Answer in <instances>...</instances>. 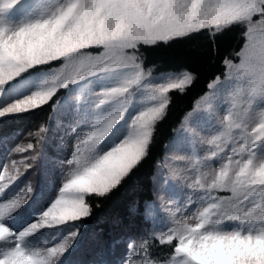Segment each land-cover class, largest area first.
I'll use <instances>...</instances> for the list:
<instances>
[{
	"label": "snow or ice",
	"instance_id": "6c2138e0",
	"mask_svg": "<svg viewBox=\"0 0 264 264\" xmlns=\"http://www.w3.org/2000/svg\"><path fill=\"white\" fill-rule=\"evenodd\" d=\"M234 29L242 43L224 56L223 79L208 83L154 161L141 213L151 227L127 238L118 261L101 252L92 264H264V0H0V129L47 105L74 137L46 198L30 181L14 185L42 158L50 126L29 133L37 144L6 150L34 154L0 167V264H69L93 238L79 223L93 215L92 198L134 176L170 94L198 80L184 67L159 71L146 53L214 44Z\"/></svg>",
	"mask_w": 264,
	"mask_h": 264
},
{
	"label": "trees",
	"instance_id": "16d2710c",
	"mask_svg": "<svg viewBox=\"0 0 264 264\" xmlns=\"http://www.w3.org/2000/svg\"><path fill=\"white\" fill-rule=\"evenodd\" d=\"M241 43L239 30L234 29L219 35L214 44L202 37L172 49L146 53L148 63L157 65L159 71H175L184 67L194 72L198 80L187 94L182 96L174 92L170 94L173 101L166 120L158 125L152 155L135 172L134 176L110 196L101 200L92 198L93 215L79 223L85 236L92 234L93 238L81 241L77 250L69 256V264H92L94 260L100 258L99 253L101 252L104 253V259L112 262L118 261L126 253L127 238L130 235L134 236L143 228L151 227V224L144 223L141 213H143L145 202H151L153 199L154 161L162 155L165 145H169L174 139L182 118L192 109L197 98L208 91V83L215 76L223 77L225 69L222 60L224 56L238 51ZM234 61L238 62V59L234 58ZM37 112L39 115L27 117L21 122L15 121L20 123L19 125L17 123L14 125V122L7 124L5 129H0V137L11 136L14 132L19 133L15 137L25 136L31 130V126L35 128L40 124H46L52 109L45 105L43 111L37 110ZM9 140L5 143L3 139H0L2 153L9 149ZM40 166L43 165L37 162L35 167L25 172L14 186L18 189L25 181H30L34 194L39 187V192L46 196L48 194L47 181L42 179V173L36 172ZM96 203L100 204L99 208L95 207ZM136 209L139 211H134ZM113 241H119V244L115 248H110Z\"/></svg>",
	"mask_w": 264,
	"mask_h": 264
},
{
	"label": "rangeland",
	"instance_id": "374dc122",
	"mask_svg": "<svg viewBox=\"0 0 264 264\" xmlns=\"http://www.w3.org/2000/svg\"><path fill=\"white\" fill-rule=\"evenodd\" d=\"M174 71V70H172ZM167 72V71H165ZM223 79V77H221ZM80 101L76 98L73 99V104H79ZM51 116H53V119L51 121L46 122V124H40L39 126L33 128L31 126V130L29 131V133H35L37 131V129H39L41 127V125H44L45 127H49L51 128V131L48 132L46 135L48 137L47 142L46 143H40L37 145L38 150L41 151L42 153V158H38L35 163L33 168L35 167L36 163L39 162L40 164H42L43 166H40V169L36 172L37 173H42V179L45 181H48L50 179H55L60 172V168L58 167V161L62 160L66 157L67 152L65 151V147L62 146L63 145H70V143L72 142V140L74 139L73 136H69L67 135L69 128H68V124H69V120L66 116L62 115L59 110H57L56 113H51ZM22 120H19L18 122H21ZM17 122H14V125ZM20 123H17V125H19ZM7 124H5L3 126V129H5V126ZM9 125V124H8ZM181 127V125H180ZM180 127L178 128L176 135L174 137L177 138L180 130ZM28 134H26L25 136L22 137H15V139L13 141L9 140L8 145L9 148H15L17 146H26L28 143H33V144H37L36 139L33 136H30ZM17 138H19L17 140ZM170 144V143H169ZM34 154L33 152H25V153H17V152H12L11 156L8 157L6 150L4 154L0 153V167H2V158H4L6 156V159L4 161V164L6 163V161L8 160L7 163H10L12 160H21L26 158L27 156ZM3 164V165H4ZM31 168V169H33ZM165 199H167V197H165ZM159 214V213H157Z\"/></svg>",
	"mask_w": 264,
	"mask_h": 264
}]
</instances>
